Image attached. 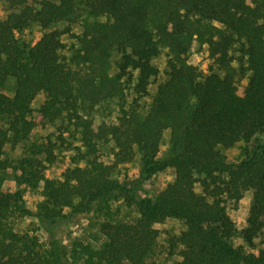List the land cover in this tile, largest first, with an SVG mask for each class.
I'll return each mask as SVG.
<instances>
[{"label":"trees","instance_id":"obj_1","mask_svg":"<svg viewBox=\"0 0 264 264\" xmlns=\"http://www.w3.org/2000/svg\"><path fill=\"white\" fill-rule=\"evenodd\" d=\"M2 1L9 13L0 19V118L8 124L0 126V264H63L59 245L46 247L37 234L15 230L14 218L32 213L23 192L5 186L10 169L20 172V184L37 187L44 179L45 165L36 157L18 163L4 157L8 144L29 141L37 126L32 105L42 92L41 120L67 118L80 129L85 149L78 148L62 179L43 180L36 217L57 221L77 200L79 208L88 207L118 190L140 214L103 221L101 245L75 243L73 264H161L151 260L160 236L155 225L171 217L187 225L168 240L169 254L181 255L172 264H264V248L256 253L233 245L239 230L227 205L252 192L242 235L254 246L264 235V143L247 150L238 165L220 149L264 133V0ZM61 22L82 27L80 46L68 57L59 29L30 46L20 42L18 34L33 24L48 29ZM196 45L207 46L214 60L208 73L189 61ZM164 49L167 77L143 113L137 99L128 100V89L149 94L160 74L154 59ZM239 78H248L243 91ZM12 80L14 93L6 94ZM98 110L112 121L96 126ZM166 133L170 146L159 157ZM98 140L111 142L114 163L99 159ZM30 148L55 162L49 144ZM138 153L146 176L174 170L156 200L113 178L115 168Z\"/></svg>","mask_w":264,"mask_h":264},{"label":"rangeland","instance_id":"obj_2","mask_svg":"<svg viewBox=\"0 0 264 264\" xmlns=\"http://www.w3.org/2000/svg\"><path fill=\"white\" fill-rule=\"evenodd\" d=\"M9 11L6 4L0 0V19H5ZM54 29L62 31V39L67 45V50L64 54L68 57L73 53L75 48L80 46L77 35L81 34L82 27L77 23L61 22L53 25L51 28L44 29L38 24H33L25 31L18 34L20 42L24 45H33L44 33ZM239 52H233L237 57ZM167 50L164 49L161 55L154 59V64L160 69L159 76L153 80L149 87V94L138 96L134 93L131 87L128 89V100L133 102L137 99L140 103V110L145 113L148 110L152 100V95L155 93L158 85L167 77ZM189 61L200 67L204 73H208L214 67V60L211 58L208 47L196 45L190 54ZM236 66L239 65L235 61ZM136 74V73H135ZM248 84V78H239L237 85L241 91ZM15 83L12 80L4 90L6 94H13ZM46 99L45 93H40L33 103V113L31 118L37 122L36 128L31 132L29 141L20 143L18 146L8 144L5 148L4 157L18 163L27 156H34L45 165L42 168L44 179H62L66 168L72 164V159L77 155L78 148L83 147L81 140V132L67 118L61 119L54 123H45L41 120L38 112L39 107ZM113 119V118H112ZM93 120L97 126L103 121L110 122L101 110L94 112ZM0 126L7 128V120L0 118ZM33 143L49 144L55 156V162H48L46 154L32 155L30 146ZM259 143H264V133H258L250 142H240L232 148L220 147L221 151L226 155L227 161L231 164L238 165L245 159L246 151H252ZM169 134L166 133L163 140V145L159 154L162 157L168 150ZM98 157L105 164L114 163V156L111 142L105 140L97 141ZM142 155L140 153L134 160L125 164H119L114 172L113 178L117 179L121 184L132 190V194L139 197L156 200L159 194L174 180V170L167 169L158 172L152 176H146L142 171ZM10 176L5 182L6 188L21 190L23 192L26 207L31 211V215L14 218V228L19 232H28L37 234L42 243L49 247L53 243L59 245L62 252V263L73 264L72 251L75 243L89 244L98 248L104 240V235L101 232V223L110 217L114 219H122L127 221L135 220L140 216L138 209L129 204V200L125 193L118 190L108 196L107 200H96L89 204L88 207L80 206L76 201V207L65 208L64 216L57 221L41 220L36 217L39 210V205L43 201L42 184L43 180L37 187H31L27 184H20L16 179V172L13 169L9 170ZM198 190L200 186L198 185ZM252 204V192L247 191L238 203L234 201L228 202V212L238 227V234L233 236L231 241L234 246L245 249L246 251L259 252L264 248V235H260L254 239L255 245L249 246L242 235V230L246 227L247 216ZM109 206V207H108ZM156 228L159 230V244L155 255L151 260H156L161 264H172L176 260L181 259V255L177 252L169 254L170 248L168 240L176 235H180L186 228V222L178 218H168L161 223H157Z\"/></svg>","mask_w":264,"mask_h":264}]
</instances>
